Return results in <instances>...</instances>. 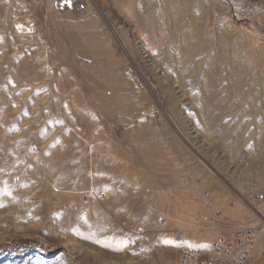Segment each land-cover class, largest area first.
<instances>
[{"label":"rangeland","instance_id":"1","mask_svg":"<svg viewBox=\"0 0 264 264\" xmlns=\"http://www.w3.org/2000/svg\"><path fill=\"white\" fill-rule=\"evenodd\" d=\"M51 1L0 0V264H178L242 226L264 264V0Z\"/></svg>","mask_w":264,"mask_h":264},{"label":"built area","instance_id":"2","mask_svg":"<svg viewBox=\"0 0 264 264\" xmlns=\"http://www.w3.org/2000/svg\"><path fill=\"white\" fill-rule=\"evenodd\" d=\"M51 6L60 13L79 12L86 7L82 0H52ZM259 198L264 201V193H260ZM234 234V238L217 237L212 241L210 250L183 247L178 256V264H254L256 246L254 229L242 226L236 228Z\"/></svg>","mask_w":264,"mask_h":264},{"label":"bare ground","instance_id":"3","mask_svg":"<svg viewBox=\"0 0 264 264\" xmlns=\"http://www.w3.org/2000/svg\"><path fill=\"white\" fill-rule=\"evenodd\" d=\"M262 222V221H261ZM263 228H264V223H263ZM264 230V229H263ZM18 231H21L22 232V228H19L18 230H17V232ZM260 249V248H259Z\"/></svg>","mask_w":264,"mask_h":264}]
</instances>
